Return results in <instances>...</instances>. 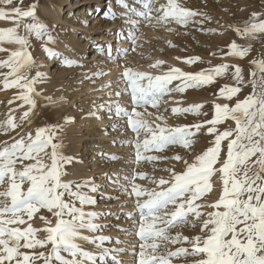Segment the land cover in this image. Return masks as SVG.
<instances>
[{
  "label": "snow or ice",
  "instance_id": "1",
  "mask_svg": "<svg viewBox=\"0 0 264 264\" xmlns=\"http://www.w3.org/2000/svg\"><path fill=\"white\" fill-rule=\"evenodd\" d=\"M117 4L118 8L104 15L106 19H122L114 35L127 41L128 46L104 47L113 61L137 51L145 24L159 25L167 31H173L168 27L173 23L197 25L200 31L209 33L218 31L206 26L207 21L214 19L208 11L188 7L180 0H117ZM43 10L40 0H34L26 9L15 6L13 0H0V19H10L15 24L0 28V53L6 56L0 59V69H8L0 76L4 89L20 90L7 103L21 102L16 108H9L6 118L0 121V131L15 133L0 141V264H180L181 260L189 264L188 258H192L190 264H264V52L248 60L253 66L250 78H246L239 62H222L194 71L168 66L159 74L125 65L119 76L124 83L122 89L108 91L112 81L102 86L109 97H123L127 93L128 100L94 103L88 115L103 121L111 114L113 130L130 129L132 138L114 139L113 143L134 144L137 164L144 161L155 166L159 161L169 162L163 169L167 176L137 170L113 180L136 205L133 210L121 207L123 215L130 218L128 227L115 225L123 233L138 237L128 241L98 234L109 226L97 220L105 215L119 219V213L84 210L85 204L97 203L96 197L84 189L97 193L103 185H97L95 177L83 181L66 179V165L75 161L65 154L62 142H57L58 129L63 126L47 122L39 126L37 100L42 93L35 85L43 82L47 73L30 51L31 40L41 41L50 58L62 60L69 67L84 66L57 50L60 34L56 29L63 25L42 18ZM227 28L249 41L264 39V11H253L242 25L230 24ZM217 51L225 57L243 59L249 58L253 47L233 39L226 49ZM177 59L186 65L202 61L199 55ZM164 64V60L156 59L149 67L155 69ZM33 69L34 75L29 78L27 73ZM229 71L235 83L222 86L219 95L229 102L235 97V102L215 103L211 118L179 126H169L162 115L155 120L146 118L154 115L148 112V106L158 112L170 93L212 84ZM104 75L107 73L98 69L85 79ZM174 81L179 83L173 86ZM245 84L251 85L247 94L242 93ZM45 99L54 102L52 97ZM17 109L21 110L19 115ZM202 110L199 103L171 108L173 114L185 116L206 115ZM161 120L164 123L158 122ZM33 124L38 126L31 130ZM205 133L211 137L209 145L192 162L178 151L167 154L175 146L195 151L193 146ZM102 156L119 159L116 153ZM172 162L185 167L177 171ZM137 177L147 179L151 186L137 183ZM214 184L221 185L218 198L203 203L214 191ZM204 208L210 210L204 212ZM41 210L50 213L55 222L41 214L39 218L45 226L34 227L33 217ZM184 226L199 228L200 234L185 235L181 231ZM85 230L89 234H84ZM89 244L94 250L86 247ZM124 254L131 259L126 261Z\"/></svg>",
  "mask_w": 264,
  "mask_h": 264
},
{
  "label": "rangeland",
  "instance_id": "2",
  "mask_svg": "<svg viewBox=\"0 0 264 264\" xmlns=\"http://www.w3.org/2000/svg\"><path fill=\"white\" fill-rule=\"evenodd\" d=\"M41 1V0H40ZM81 5L72 8V11H64L68 4L64 3L62 5L63 8V16L66 18L68 16L71 17L70 21L72 24L60 22L63 27L57 28L56 31L69 42V45L72 47H59L57 46V50L62 52L65 57L70 59L78 60L80 64L84 65L83 67L72 66L69 67L65 65L62 60L53 59L47 56L44 52L42 42L33 38L31 40V47H35L33 50L34 58L36 59L37 63L41 66V70L47 73V78L35 85L36 90L42 93L41 85L44 82H53L52 91L49 92V95H41L38 98V112H39V126H43L45 122L48 124H55V121L58 122L56 124L62 125L63 127L71 121H75L74 126L79 127V135L83 137L80 142L79 150L73 151L75 153L78 151L79 153L82 152V157L88 160V157L91 158L92 155L88 154L86 150V143L87 145L91 142L97 143L99 137H97L98 132L96 131V126H94L93 117L88 115V112L93 109L92 103L96 100V97L102 102L108 101L109 98L100 99L101 94H104L106 90L102 87L106 82L112 81V86L119 84L121 89L124 87V83L120 81L119 76L123 67L125 65L133 67L135 70L140 71H149L154 74H159L162 71H166L168 66H175L173 62H171L170 57L172 55L177 59V57H185V56H192V55H199L202 57L201 62H197L195 65H186L181 60L177 61L181 64L180 67L183 68L185 71H194L200 70L202 68H208L210 66L218 65L222 62H226L229 64L234 65L236 62H239L242 67L244 68L246 78L249 77V73L253 70V66H251L248 62L250 58L258 57L262 52H264V39H257L254 41H249L245 37L238 36L234 30L227 28V25H242L245 21H247L250 17L251 12L253 11H264V0H180V2L188 7L202 9L208 11L214 19L212 21H207L206 26H211L213 28H217L218 31L214 33H209L206 31H200L199 26L197 25H178V24H170L168 27H171L173 31H167L165 28L160 27L159 25H148L145 24L141 29V37L137 41L140 47L137 49L136 52H130L126 57H123L119 60L113 61L112 59L107 56V54L103 51V48L107 45H115L116 47H127L128 43L125 40H112L111 34L118 30L119 26L123 23L122 19L117 18L115 20L106 19L105 13L109 11L110 1L112 3V9L118 8L117 0H80ZM79 1V2H80ZM161 3L166 2V0H160ZM90 7L89 11L88 8ZM86 10L85 19L81 16L82 9ZM68 15V16H67ZM199 19V17L197 18ZM101 20V21H100ZM108 23L111 22V26L113 27L112 30L107 32L108 37L105 40L101 41V45H98V41H96L95 37L97 35L103 34V29L101 28L100 23ZM99 24H98V23ZM114 22V24H113ZM96 24V25H95ZM98 24V25H97ZM95 26V27H94ZM106 33H104L105 35ZM75 35V36H74ZM84 40H80L82 38ZM87 38V39H86ZM114 38V37H113ZM235 39L238 43L247 45L248 43L252 44L253 51L249 54V58H233V57H225L223 56L222 52H218V49H226V45ZM113 41V43H112ZM123 41V42H122ZM167 41H171L172 44L170 45ZM71 42V44H70ZM83 43L86 46V54L83 57H74L72 53L69 51H73L74 48H77L80 43ZM121 43V44H120ZM123 43V44H122ZM77 45V46H76ZM172 45H175L173 47ZM100 46V48H98ZM97 49H101L100 52H103L105 55L104 57L100 56L99 58H94L95 52ZM216 53V55H212L211 53ZM80 56V55H79ZM102 58V59H101ZM141 58V60H140ZM165 61V65H161L158 69L157 68H150L149 65L153 64L156 59H161ZM164 58V59H163ZM0 59H2L0 54ZM153 61V62H152ZM117 63V64H116ZM167 63H169L167 65ZM142 66H140V65ZM172 64V65H171ZM118 65V66H116ZM117 67V69L115 68ZM163 66V67H162ZM165 66V67H164ZM46 67H49L47 70ZM144 67V68H143ZM179 67V66H178ZM82 68V69H81ZM98 69H102L107 75L102 77H97L94 80L85 79L86 75H90L92 72L97 71ZM8 71V69H0V73ZM112 71V72H111ZM35 69L30 72L29 78L34 75ZM61 72V73H60ZM115 75V76H114ZM115 77V78H114ZM3 77L0 76V121L4 120L7 116L9 108H16V105L21 103L20 101H15L12 105L7 103L8 100L13 99V97L20 91L19 89H4L2 84ZM121 82V83H119ZM90 84L92 88H88L89 91H93L94 89H102L98 91L101 93L94 94H86L82 92V89L85 90V85ZM179 81H174L173 86L178 84ZM235 81L232 78L231 71L226 72L225 74L218 76L214 83L205 85L200 88H189L185 92H172L168 97H166V103L161 105L159 111L157 112L156 109H153L151 106H148V112L154 113L152 116L146 117L150 120H155V115H164L166 119L169 117V122L172 126H179L185 123H194L199 120H204L211 118L214 114V105L217 103V100H226L225 97H221L219 95V89L224 86L225 84L232 85ZM112 86L109 90L112 89ZM100 87V88H99ZM102 87V88H101ZM86 90V92L88 91ZM251 91V85L245 84L244 89L242 90L243 94H247ZM98 94V95H97ZM92 96V97H90ZM45 97H52L54 102H50L49 100L45 99ZM63 97L61 100L60 98ZM215 98V99H214ZM106 99V100H105ZM113 100L116 99H123L125 101L128 100V95L125 93L123 97H116L111 98ZM235 97L232 101H227L229 103L235 102ZM56 101V102H55ZM169 101V102H168ZM64 104L63 109L61 110L60 114L55 119H49L45 114V110L54 106L57 103ZM97 103V102H95ZM185 103V104H184ZM199 103L203 105V113L206 115H196V114H187L185 115H177L171 112V108L173 107H186L189 104ZM44 107V108H43ZM168 108L169 111L165 112L164 109ZM51 109V108H50ZM6 111V112H5ZM163 113H162V112ZM21 112L20 109H17V115ZM157 113V114H156ZM110 116L107 117L108 120H113L114 118ZM169 115V116H168ZM177 118H175V117ZM66 117H71L72 119H66ZM61 118V120H60ZM174 118V119H173ZM179 118V119H178ZM42 120V121H41ZM171 120V121H170ZM174 120V121H173ZM66 122V124H65ZM73 122H71L73 124ZM159 123H164L163 120L158 121ZM173 122V123H172ZM43 123V124H42ZM93 125H92V124ZM123 123V121H121ZM178 123V124H177ZM231 126H235L234 122H228ZM171 124H168L171 126ZM38 126L37 124H33L31 126V130ZM63 127L58 129L60 140L57 142H62L65 139V134ZM28 129H26L27 131ZM120 133L114 135L113 138L120 139L121 137L132 138L133 133L131 130H125V128H121L119 130ZM10 135H15V133L5 134L0 131V141L8 140ZM94 137V138H93ZM211 137H209L206 133L202 134L199 137V142L195 144L193 147L195 151H191L189 149H184L181 146H175L173 152H168V155H174L175 151L180 152L182 155L185 156L189 162H192L197 154H199L206 146L209 145ZM85 142V143H84ZM65 147V144L62 143ZM127 148H126V147ZM85 147V149H84ZM129 147V148H128ZM100 149L96 150V166L100 167L107 165V171L112 166H118L117 177L121 179L124 176L129 174H134L137 170H144L150 174L154 175H164L167 176L168 174L163 171L164 168L168 167L169 162L159 161L154 166L151 162H140L137 164L135 162V155H134V144H120V147L111 146L110 149H106V146L99 147ZM66 147L64 148L65 152ZM113 149V150H112ZM85 151V152H84ZM84 152V153H83ZM87 152V153H86ZM119 156L117 160H111L107 156H102V153H115ZM155 154V153H153ZM86 156V157H85ZM107 157V158H105ZM83 158V160H84ZM88 164L92 165L93 161L88 160ZM175 164L176 170L180 171L184 169L185 165L179 162H172ZM110 166H109V165ZM113 164V165H112ZM70 165H66L68 168ZM95 167V166H94ZM103 167V168H104ZM155 169V170H154ZM106 170L104 174L107 173ZM119 175V176H118ZM113 179L108 175L109 181ZM215 179V177L213 178ZM137 183L143 184L145 186H151L147 179L141 180L137 177ZM26 187V186H25ZM85 190V189H84ZM109 195H102L100 191L94 194L93 196L96 197L97 203L95 205H87L85 204L84 210L85 211H96V212H114L119 213V219L113 215H105L104 217L97 220V223L108 225L109 227H105L102 229L98 234L102 235H110L120 239H125L128 241H135L138 237L127 235L117 229L115 226L116 224H120L123 227H128L130 223V218L125 217L121 212V207L125 210H133L135 209L136 205L131 202L132 198L124 195L122 190L119 186L113 183L112 191ZM99 193V194H98ZM108 196H119L120 199H112L109 200ZM79 206V203H77ZM207 208L202 209L204 211ZM181 231L185 235H198L200 234V229L196 228L193 229L189 226H184ZM199 231V233H198ZM197 232V233H195ZM111 243V242H108ZM50 246V245H49ZM107 246V244H106ZM130 246V245H129ZM175 247V246H173ZM123 258L127 261L131 259L129 254H124ZM192 258H188L189 264ZM180 264H184L183 260H181Z\"/></svg>",
  "mask_w": 264,
  "mask_h": 264
},
{
  "label": "bare ground",
  "instance_id": "3",
  "mask_svg": "<svg viewBox=\"0 0 264 264\" xmlns=\"http://www.w3.org/2000/svg\"><path fill=\"white\" fill-rule=\"evenodd\" d=\"M80 0H41L40 1V3L44 6V10H43V14H42V18H47V20H49V21H56V22H58V23H60V22H65V23H69V24H72L71 23V21H70V19H71V17L70 16H68V17H64L63 16V8H62V5L64 4V3H66V5L68 4V7L64 10V11H72L71 9L72 8H74V13H75V7H77L78 5H81V4H83V3H81V1L79 2ZM34 2V0H13V4L15 5V6H19V7H21V8H24V9H26L27 7H29L32 3ZM4 7L5 8H7L8 6L7 5H4ZM89 9H90V7L88 8V10L87 11H89ZM112 9V3H111V1H110V7H109V11ZM87 12H86V10L83 8L82 9V12H81V16L82 17H84V19H85V14H86ZM101 21V20H100ZM112 22V21H111ZM111 22H108V23H104V21H103V23H100L101 24V28H104L103 29V32L104 33H106L105 35H104V33L103 34H101V35H97V37H95V39H96V41H98L97 43H99L98 45H101L102 43H101V41L102 40H105L107 37H108V35H107V32L109 31V30H112L113 29V27L111 26L112 24H111ZM98 23V22H97ZM98 23V24H99ZM97 24V25H98ZM113 24H114V22H113ZM96 25V24H95ZM13 26H15V24H14V22L12 21V20H10V19H0V28H6V27H13ZM95 27V26H94ZM19 31L22 33L23 32V28L21 27L20 29H19ZM115 32V31H114ZM114 32L111 34V37H112V40L113 41H115V40H117V37L114 35ZM75 36V35H74ZM114 37V38H113ZM82 38V37H81ZM87 39V38H86ZM123 38H120V39H118L119 40V42H121V40H122ZM80 40H84L83 38L82 39H80ZM124 40V39H123ZM113 41H112V43H113ZM123 42V41H122ZM70 44H71V42H70ZM121 44V43H120ZM123 44V43H122ZM113 45V44H112ZM57 46H59V47H61V49H62V47L64 48V47H69L70 45H69V42H68V39L66 40L64 37H63V35L61 36L60 35V39H59V42H58V45ZM77 46V45H76ZM5 47H7V45H5ZM71 47V46H70ZM72 48V47H71ZM98 48H100V46L98 47ZM35 49V47H31V49H30V51H32L33 52V50ZM101 51V49H97L96 50V52H95V55L93 56V59L94 58H99L100 56H102V57H104V53L103 52H100ZM72 53V55L74 56V57H80V59H81V57H83V55H85L86 54V46L81 42L80 44H79V46L77 47V48H74V50L73 51H69V53ZM1 54V57L2 58H6V56H5V54L4 53H0ZM80 55V56H79ZM108 56V55H107ZM102 59V58H101ZM162 59V58H161ZM164 59V58H163ZM170 59H171V62H173L174 64H175V66H179L180 67V63L177 61V59L172 55V57H170ZM140 60H141V58H140ZM153 62V61H152ZM155 62V61H154ZM117 64V63H116ZM169 63H167V65H168ZM140 65V64H139ZM165 65V64H164ZM172 65V64H171ZM116 66H118V65H116ZM115 66V68L117 69V67ZM140 66H142V65H140ZM174 66V65H173ZM163 67V66H162ZM165 67V66H164ZM144 68V67H143ZM46 69L48 70L49 69V67H46ZM82 69V68H81ZM158 69V68H157ZM31 72V71H30ZM30 72H28L27 73V75H30ZM112 72V71H111ZM153 72V71H152ZM61 73V72H60ZM115 76V75H114ZM115 78V77H114ZM119 83H121V82H119ZM86 84V83H85ZM52 85H53V82H44V84H42L41 85V87H42V96L44 95H49V92L50 91H52ZM92 88L91 86H90V84H86L85 85V90H83L82 89V92H84V95H88V94H91L92 95V93H93V95L94 94H96V93H98V91H100V90H102V89H98V91H97V89H94L93 91H89L88 90V88ZM121 88L120 86H119V84H117V85H115L114 87L112 86V89L111 90H113V89H116V88ZM1 88V87H0ZM100 88V87H99ZM102 88V87H101ZM1 90V89H0ZM16 90V89H15ZM86 90H88L87 92H86ZM110 91V90H109ZM99 95L101 94V93H98ZM97 94V95H98ZM90 97H92V96H90ZM104 98H109L110 99V97L106 94V92L104 93V94H101V96H100V99H104ZM111 98H116V97H111ZM215 99V98H214ZM106 100V99H105ZM93 101H95V102H97V103H101V101L102 100H99L97 97H96V100H93ZM56 102V101H55ZM94 102V103H95ZM169 102V101H168ZM224 102H227L226 100H217V103H224ZM94 103H92V105H94ZM185 104V103H184ZM178 106V105H177ZM27 106H25V108H26ZM63 107H64V104H63V102L61 103H57V104H55L53 107L51 106L50 108H49V106L47 107L48 109L47 110H45V114L47 115V117H49V119H55V118H57L58 117V115L60 114V112H61V110L63 109ZM176 107V106H175ZM44 108V107H43ZM102 111H104V110H102ZM6 112V111H5ZM150 112V111H149ZM162 112V111H161ZM163 113V112H162ZM157 114V113H156ZM159 115H160V113H159ZM165 115V114H164ZM163 115V116H164ZM110 115H108V116H106V118L103 120V121H100V120H97V119H95V118H93V124H94V126L93 127H95L96 126V131L98 132V134H97V137H99L98 139L96 138V140L98 141L97 143H94V142H91L90 144H88L87 145V143H86V150H90V151H88V154H91L92 155V157L91 158H89L88 157V160H91V161H93V163H92V165H89L88 163V160L86 161V158H84V157H82V155H79V154H82V152L81 153H79L78 151H76L75 153H73V151H75V150H79V148H80V142H81V139H83V137H81L80 135H79V127H75L74 126V123H75V121L73 122V121H71V122H73V124L71 123V122H68L67 124H66V122H65V126L63 127V130H64V134H65V139H63L62 140V143H64L65 144V147H66V149H65V154L66 155H69V156H73L74 157V164H71L70 166H68V168H66V171L69 173V175L66 177V179H68V180H76V181H83V180H85V179H90V178H92V177H95V183L97 184V185H103V187H101L100 189H99V191H100V194L102 193V195H109L110 193H113L114 192V190L112 191V188H113V182L112 181H109V179H108V177L106 178V176H105V174H104V171H102V170H106L107 169V165L103 168L102 166L100 167V165L99 166H96V150H98V149H100L99 147H101V146H106V149L108 148V149H110V147L113 145L114 147L115 146H117V148H119L120 147V143H113V140L116 138H113L114 137V135H117L118 133H120V132H116L115 130H113L111 127H110V122H111V120H108V118L107 117H109ZM155 116H157V115H155ZM169 116V115H168ZM165 117V116H164ZM175 117V116H174ZM166 118V117H165ZM175 118H177V117H175ZM156 119V118H155ZM174 119V118H173ZM179 119V118H178ZM59 120V119H58ZM58 120L57 121H55V124L54 125H56V123L58 122ZM60 120H61V118H60ZM154 120V119H153ZM167 121L169 120V117H168V119H166ZM42 121V120H41ZM67 121H68V119H67ZM171 121V120H170ZM174 121V120H173ZM161 122V121H160ZM169 122V121H168ZM91 123V124H92ZM173 123V122H172ZM43 124V123H42ZM76 124V123H75ZM92 124V125H93ZM168 124H171V123H168ZM178 124V123H177ZM77 125V124H76ZM170 126V125H169ZM171 126H172V124H171ZM94 138V137H93ZM121 138H123V137H121ZM85 143V142H84ZM64 147V148H65ZM126 147V146H125ZM127 148V147H126ZM129 148V147H128ZM84 149H85V147H84ZM113 150V149H112ZM85 152V151H84ZM83 152V153H84ZM87 153V152H86ZM116 153V152H115ZM86 157V156H85ZM83 158H84V160H83ZM94 158H96V159H94ZM105 158H107V157H105ZM109 165V164H108ZM113 165V164H112ZM95 166V167H94ZM110 166V165H109ZM118 169H119V167L118 166H112L110 169H108L109 171H107V174L108 175H110V177L113 179L116 175H117V172H118ZM119 176V175H118ZM117 177V176H116ZM221 184H222V182H221ZM213 188H214V191L212 192V193H210V194H208V196H207V199L206 200H204L203 201V203H211V202H213V201H215L217 198H218V196H219V194H220V189H221V185H217V184H214L213 185ZM85 192H87L88 194H90V195H94V194H96V193H91V192H89L88 191V189H85L84 190ZM98 191V192H99ZM99 194V193H98ZM78 203V202H77ZM210 209H205L204 210V212H207V211H209ZM41 214H43V215H45V216H47V218L49 219V220H52L53 221V223L55 222V218L54 217H52V215L50 214V213H48L46 210H41V213L40 214H37V216H35V217H33V224H34V227H40V228H43L45 225H44V222L39 218V216L41 215ZM195 233H197V232H195ZM198 233H199V231H198ZM84 234H89L86 230H85V233ZM50 247V246H49ZM86 247L88 248V249H90V250H94V246H92V245H86Z\"/></svg>",
  "mask_w": 264,
  "mask_h": 264
}]
</instances>
